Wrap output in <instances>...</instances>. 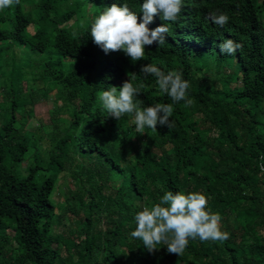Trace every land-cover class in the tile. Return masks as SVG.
<instances>
[{
  "label": "trees",
  "instance_id": "obj_1",
  "mask_svg": "<svg viewBox=\"0 0 264 264\" xmlns=\"http://www.w3.org/2000/svg\"><path fill=\"white\" fill-rule=\"evenodd\" d=\"M143 2L19 0L0 9V264H264V0H182L177 21L156 15L148 25L169 31L165 43L144 46L143 59L105 54L93 19L115 3L139 22ZM209 13L229 21L220 27ZM226 39L241 48L220 54ZM146 64L181 72L193 105L173 104L140 72ZM211 67L220 79L205 78ZM129 77L143 85L140 107L173 105L170 129L140 134L134 115H108L100 92ZM36 99L56 101L43 149L42 136L24 129ZM65 174L74 189L63 187L57 212L51 197ZM169 190L204 194L229 238L189 239L179 256L161 245L149 253L130 234L134 215Z\"/></svg>",
  "mask_w": 264,
  "mask_h": 264
},
{
  "label": "clouds",
  "instance_id": "obj_2",
  "mask_svg": "<svg viewBox=\"0 0 264 264\" xmlns=\"http://www.w3.org/2000/svg\"><path fill=\"white\" fill-rule=\"evenodd\" d=\"M13 4H19V0H0V9ZM181 10L182 0H144L138 22L137 13L130 10L127 4L117 6L114 3L93 19L90 35L105 54L123 51L132 62H136L144 58V46L166 42L169 31L166 23L154 29L148 27L154 16L159 15L164 22H175ZM209 19L220 27L229 21V17L223 13H209ZM217 47L220 54L233 55L241 45L226 39ZM140 72L154 76L158 89L170 97L173 104L183 101L185 107L193 105L194 99L187 96L190 82L182 79L181 72L165 73L153 64L141 66ZM142 87V84L134 87L129 77L119 89L111 86L109 90L101 91L98 100L108 115L117 121L125 114L134 115L137 133L144 134L145 127L156 130L157 124L170 129L173 126L172 119H169L173 105L157 103L140 107L142 101L137 99V95L141 93ZM207 204V198L202 193L185 194L169 190L162 195L159 203L151 208L144 207L134 215L135 230L130 234L141 240L149 253L157 251L160 248L157 245H161L166 246L168 253L177 256L183 253L189 239L198 238L201 242L227 240L228 233L220 229L221 216L206 210Z\"/></svg>",
  "mask_w": 264,
  "mask_h": 264
},
{
  "label": "rangeland",
  "instance_id": "obj_3",
  "mask_svg": "<svg viewBox=\"0 0 264 264\" xmlns=\"http://www.w3.org/2000/svg\"><path fill=\"white\" fill-rule=\"evenodd\" d=\"M263 20H264V15H263ZM213 67L210 68L209 71L205 72V78L209 80H217L220 79L221 75L219 73H215L213 71ZM56 94L53 96V99H56ZM53 99H48V100H38L33 103L31 106L32 109V116L29 118V120L25 123L24 129L27 131L35 132L37 134H40L42 136V141H40L39 145L43 149L45 147L44 145V139L46 138V133L51 132L52 125L50 123V118L54 114L55 110V105L56 101ZM60 117L63 115L60 114ZM79 160L74 159L72 162H67L64 165L65 170H69L68 172H72L77 170V167L79 166ZM68 185L70 189H74L73 184L70 180V177L68 175H64L62 178L58 179L55 183V187L52 193L51 200L53 203H55L57 212H60L58 210V206L63 207L64 201H63V196H62V190L63 187ZM109 186H114V183L110 184ZM65 217L61 218V223L65 222ZM58 229H60L58 227Z\"/></svg>",
  "mask_w": 264,
  "mask_h": 264
}]
</instances>
